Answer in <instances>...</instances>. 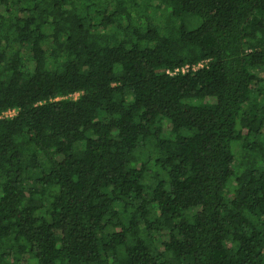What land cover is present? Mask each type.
Returning a JSON list of instances; mask_svg holds the SVG:
<instances>
[{"label":"trees","instance_id":"16d2710c","mask_svg":"<svg viewBox=\"0 0 264 264\" xmlns=\"http://www.w3.org/2000/svg\"><path fill=\"white\" fill-rule=\"evenodd\" d=\"M0 264H264V0H0Z\"/></svg>","mask_w":264,"mask_h":264},{"label":"built area","instance_id":"2783aa9c","mask_svg":"<svg viewBox=\"0 0 264 264\" xmlns=\"http://www.w3.org/2000/svg\"><path fill=\"white\" fill-rule=\"evenodd\" d=\"M186 69H187V67H183L182 69H180V71L184 72ZM13 113H14V111H9L5 115H12Z\"/></svg>","mask_w":264,"mask_h":264}]
</instances>
